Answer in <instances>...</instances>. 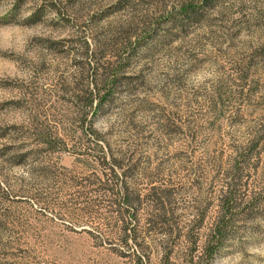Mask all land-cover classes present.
<instances>
[{
  "label": "rangeland",
  "instance_id": "rangeland-1",
  "mask_svg": "<svg viewBox=\"0 0 264 264\" xmlns=\"http://www.w3.org/2000/svg\"><path fill=\"white\" fill-rule=\"evenodd\" d=\"M33 117L67 148L31 149ZM89 121L132 187L166 191L157 229L136 202L150 264H264V0H0V264H135L112 196L78 191L109 180Z\"/></svg>",
  "mask_w": 264,
  "mask_h": 264
},
{
  "label": "trees",
  "instance_id": "trees-1",
  "mask_svg": "<svg viewBox=\"0 0 264 264\" xmlns=\"http://www.w3.org/2000/svg\"><path fill=\"white\" fill-rule=\"evenodd\" d=\"M191 8L192 7H190V4H184L182 5L181 10L184 12H189ZM35 20H37V18L34 19V21ZM107 94V91L101 93L100 89L96 92V94L94 93V91H90L88 107H86V109L83 111L85 117L88 116L89 112L95 111V109L102 105L104 100L108 97ZM95 96L100 97L99 101H94ZM35 119L36 118L33 117L32 120V123H34L35 125L30 126L28 127V129H26V136L34 135L38 140V147L32 146L30 147L31 149L46 148L48 150H56L58 148H67L65 144L62 145L63 139L61 136H59V134L55 133L43 121L37 122L34 121ZM84 132H89L91 136L94 137L93 139L95 140V142L89 144L88 148H90L91 150H96V152L93 153L95 155V159L97 163L99 162V164L101 165V172L108 175L109 180H102L101 177H98V174L95 178L85 177L88 178L89 181L88 183H86V185L83 184V181H79L78 183L81 184V188L78 189V191L85 194L94 191L97 194L100 193L104 196L108 194L112 196L110 200L111 205L109 207L112 209V211L117 212L118 217L121 220L120 241L123 245L128 246L127 249H132L130 253L134 255L135 264H150V256L144 255V253H142L141 251V237L137 233V212L139 207L136 202L139 200L141 201L142 198L147 195L153 196V208L149 215V225L152 224V227L154 229H157L158 227L154 225L155 221L157 220V218L165 215L168 212L164 201V195L166 194V191L160 185H153L152 190L149 193H143L141 190L132 187L128 181L127 175L128 172H130L135 167L136 163L128 162L127 165H125V163L121 162V159L114 155V153L109 152L108 149H106V147L100 143V133L96 128L93 127L91 121H89V125L84 128ZM30 152L31 151L29 147L20 151L19 162H23L24 160H26ZM119 167L121 169H119ZM96 200H98V197ZM90 202L88 201V203ZM122 202L125 203V206L124 204H122ZM86 207L93 208L92 204L86 205ZM235 207L236 202L234 197V190L229 189L222 197L221 214L217 218L210 236L204 245V253H206L210 258H213L215 256L222 242L227 236V229L234 215ZM193 250L194 248H192L189 252V259H187L189 262L193 261ZM170 252L171 250L166 252L167 259L170 258ZM164 264L167 263L165 262Z\"/></svg>",
  "mask_w": 264,
  "mask_h": 264
}]
</instances>
